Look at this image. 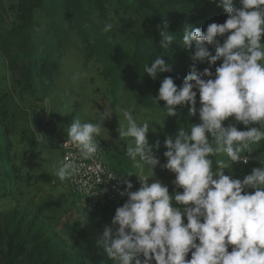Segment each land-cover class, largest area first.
<instances>
[{
  "label": "clouds",
  "instance_id": "9594fccd",
  "mask_svg": "<svg viewBox=\"0 0 264 264\" xmlns=\"http://www.w3.org/2000/svg\"><path fill=\"white\" fill-rule=\"evenodd\" d=\"M218 6L227 14L224 23H210L203 31L185 26L183 44L191 48L195 42V51L182 84L170 76L160 81L154 103L165 102V117L175 116L177 106H189L199 120L166 136L165 163L153 151L160 142L152 146L147 139L150 128L155 132L150 121L138 123L132 109L122 110L118 140L127 142L126 155L141 173L135 174L140 177L135 191L124 180L121 194L127 199L96 241L113 264H264V162L243 179L231 174L235 164L248 163L244 153L251 154L264 141V0H218ZM112 29L107 23L103 31ZM159 35L162 48L175 39L167 21ZM205 60L210 67L200 73L196 62ZM217 61L222 62L213 73ZM169 71L160 54L143 66L153 79ZM106 118L107 113L96 123L73 118L65 144L73 145L83 160L93 159ZM241 124L245 130L238 129ZM222 156L227 160L217 159L213 168L210 157ZM145 165L153 177L158 165L174 174L172 194L159 179L142 174ZM77 171L65 157L54 174L63 182ZM79 221L86 226L88 214L83 211Z\"/></svg>",
  "mask_w": 264,
  "mask_h": 264
},
{
  "label": "trees",
  "instance_id": "16d2710c",
  "mask_svg": "<svg viewBox=\"0 0 264 264\" xmlns=\"http://www.w3.org/2000/svg\"><path fill=\"white\" fill-rule=\"evenodd\" d=\"M109 14L114 27L129 30L126 39L103 31L105 25L96 18L106 19ZM226 19L218 0H20L14 24L0 34V51L9 70V84L17 94L39 95L57 81L63 46L75 32L87 43L89 54L92 52L102 64L110 91L115 93L112 102L117 100L116 93L128 90L150 105L163 108L165 102L154 103L160 81L170 76L180 86L194 63L195 42L186 48L182 41L185 26L203 31L208 24H222ZM165 21L175 39L162 48L159 30ZM138 24L140 28L136 30ZM208 48L214 55V47ZM159 54L171 71L158 73L153 79L143 72V66ZM221 62L211 66L213 73ZM196 67L202 73L210 66L205 60L196 62ZM16 107L15 97L6 87L0 92V202L7 204L0 207V264H113L105 252L94 254L82 243L86 227L100 226L109 207L79 209L80 215L83 211L88 214L89 223L72 242L63 235L59 224L45 217L48 210L63 207L61 200H43L36 207L22 202L24 187L29 188L35 181L49 183L52 176L42 172L33 180L31 173L21 172L12 146ZM188 112L189 106H177L176 115L168 118L179 119ZM237 127L245 130L242 124ZM20 134L34 143L26 130ZM61 134L57 132L58 137ZM260 145L264 148V141ZM72 202H80V198L76 195ZM186 258L190 259L191 253Z\"/></svg>",
  "mask_w": 264,
  "mask_h": 264
},
{
  "label": "rangeland",
  "instance_id": "374dc122",
  "mask_svg": "<svg viewBox=\"0 0 264 264\" xmlns=\"http://www.w3.org/2000/svg\"><path fill=\"white\" fill-rule=\"evenodd\" d=\"M19 3L20 0H0V34L14 24L19 13ZM110 14L106 19L96 18L98 23L113 24L114 21L109 20ZM139 28L138 24L135 29ZM72 33L63 46L64 56L57 81L50 86L46 93L41 92L39 95L17 94L16 89L9 84L11 81L9 70L6 69V60L0 51V92L8 87L17 104V107L14 108L16 133L12 136V146L17 153V162L21 165V172L23 174L31 173L33 180L42 172L52 176V181L49 183L35 181L29 188L24 187L25 194L22 202L36 207L43 200H61L63 207L48 210L45 217L59 224L58 227L63 235L73 242L81 233V229L86 227L82 226L79 221L81 215L78 210L83 206L80 204L81 202H72L76 194L72 192L66 180L62 182L54 174L63 161L58 140L64 135L67 136V127L73 118H79L81 122L96 123L102 115L107 113L109 118L104 121L105 128L102 129L100 136L109 148L104 159L123 181L125 179L131 181L132 191L137 190L140 186V177L135 174H140L141 170L136 168L135 162L126 155L127 142L118 140L116 130L119 121H123L122 110L132 109L138 123L145 120L150 121V126L155 132L150 128L147 139L152 146L157 141L160 142V148L157 150L153 147V151L158 156L161 165L166 162V158L163 156L166 151L164 147L166 136H175L180 128H187L189 124L199 123V120L198 116H191L190 112L182 118L169 119L165 117L161 108L150 105L137 93L128 90L116 93L117 100L112 102L115 93L110 91L109 81L102 73V64L92 52L89 54L87 43L83 42L75 32ZM113 33L115 38L124 40L130 32L127 29L122 30L113 26L111 34ZM197 107H199V98ZM228 122H225V126ZM23 130H26V133L34 139V143L21 136L20 133ZM58 131L62 133V136L58 137ZM252 156L251 162L247 164L241 162L233 166L231 174L234 178L243 179L251 173L254 167H259L260 163L264 162V148L261 145H254ZM210 159L213 160V168H215L217 159L227 160V157H210ZM128 172L134 174L130 177L126 176ZM153 172L154 177L149 175L145 165L142 174L149 180L159 179L169 187V192L172 194L174 174L163 169L160 165ZM225 174H229L227 170ZM248 191L254 190L249 189ZM126 199V195H121L118 198L119 205L122 206ZM4 203L0 202V207H6L7 204ZM109 209L110 211L101 217L100 226L95 227L90 224L82 235V243L94 254L104 252L102 247L97 246L96 241L102 236L105 226H112L116 206L109 207ZM140 259L143 260V257L141 256Z\"/></svg>",
  "mask_w": 264,
  "mask_h": 264
},
{
  "label": "built area",
  "instance_id": "2783aa9c",
  "mask_svg": "<svg viewBox=\"0 0 264 264\" xmlns=\"http://www.w3.org/2000/svg\"><path fill=\"white\" fill-rule=\"evenodd\" d=\"M99 150L90 160L80 158L77 149L71 144H65L67 136L58 140L62 159L68 157L74 161L78 171L71 178L66 179L71 190L80 198L81 205L87 210H96L102 207H120L118 198L126 190V184L117 172L105 161L108 145L100 136L96 138ZM248 156V163L252 161V153Z\"/></svg>",
  "mask_w": 264,
  "mask_h": 264
}]
</instances>
